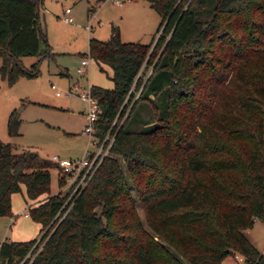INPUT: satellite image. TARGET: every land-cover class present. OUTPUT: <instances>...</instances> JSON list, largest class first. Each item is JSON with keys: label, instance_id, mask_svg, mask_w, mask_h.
Returning a JSON list of instances; mask_svg holds the SVG:
<instances>
[{"label": "trees", "instance_id": "1", "mask_svg": "<svg viewBox=\"0 0 264 264\" xmlns=\"http://www.w3.org/2000/svg\"><path fill=\"white\" fill-rule=\"evenodd\" d=\"M40 1L0 0L8 84L38 73L21 58L41 55ZM146 1L160 15L149 43L122 41L117 26L89 39L113 84L91 86L97 134L112 126L114 138L63 217L68 193H50L58 165L0 140V215L13 216L24 187L40 225L38 241H2L0 264H219L233 253L264 264L243 233L264 219V0ZM18 122L13 109L10 136Z\"/></svg>", "mask_w": 264, "mask_h": 264}, {"label": "rangeland", "instance_id": "2", "mask_svg": "<svg viewBox=\"0 0 264 264\" xmlns=\"http://www.w3.org/2000/svg\"><path fill=\"white\" fill-rule=\"evenodd\" d=\"M66 7L71 10L69 14L64 13ZM66 15L73 17L72 23L64 20ZM39 19L45 33V40L40 44L41 55L21 58L25 68L33 69L32 65L38 63L37 75L19 77L12 84L0 76V140L17 148L36 150L47 159L53 154L59 157L81 156L88 141V137L81 134L86 121L83 115L86 104L79 97H68L64 93L73 81L84 82L77 73V67L87 53L89 39L106 40L111 27L117 26L122 41L149 43L160 22V15L146 0H41ZM63 71L66 75H62ZM106 72L100 71L91 59L84 77L91 85L111 88V72L109 69ZM56 91L61 95L56 96ZM13 109H16L19 122L17 133L10 136L6 123ZM49 168L50 193L55 194L59 191V172L51 163ZM39 199L42 200L43 196ZM30 203L24 188L14 194L11 209L13 213H20L12 223L9 216L0 218L4 222L0 226V240H27L34 236H37V241L40 239V225L29 215L24 216V213H29ZM136 204L145 225L143 211ZM47 229L51 231L52 227H46L41 234ZM247 235L264 262V219H255ZM236 254L238 260L234 259L233 253L219 264H247L243 256ZM32 257L33 253H30L28 261Z\"/></svg>", "mask_w": 264, "mask_h": 264}, {"label": "built area", "instance_id": "3", "mask_svg": "<svg viewBox=\"0 0 264 264\" xmlns=\"http://www.w3.org/2000/svg\"><path fill=\"white\" fill-rule=\"evenodd\" d=\"M69 12L70 9L65 8L64 13L68 14ZM64 20L67 22H73V17L66 15L64 16ZM90 60L91 57L89 55H85V57L83 56L77 67V73L84 79V82L81 83L78 79L73 81L72 85H69L64 93L68 97L75 95L86 104L84 110L86 121L81 134L87 136L88 141L83 155L75 157H59L58 155L53 154L50 157V160L55 162L59 167L58 180L61 182V185L58 187L59 191L57 192L68 193L64 205L61 207V209L64 208L61 217H63L71 207L74 197H76L77 194H79V192L87 185L103 158L109 154V149L114 138L111 132L112 126L102 138L97 134L98 129L96 124L100 117L101 108L97 99L91 92L92 85L89 83L88 78L84 77L88 73ZM51 87L56 88L54 84H51ZM139 91L140 89L135 92V98L139 94ZM55 95L60 96L61 93L56 91ZM25 215L27 216L28 214L25 213ZM233 257L235 260L239 259L236 253H234Z\"/></svg>", "mask_w": 264, "mask_h": 264}, {"label": "crops", "instance_id": "4", "mask_svg": "<svg viewBox=\"0 0 264 264\" xmlns=\"http://www.w3.org/2000/svg\"><path fill=\"white\" fill-rule=\"evenodd\" d=\"M66 8H68V7H66ZM71 11V10H70ZM70 13V12H69ZM68 13V14H69ZM39 21H40V19H39ZM41 23V22H40ZM72 23V22H71ZM62 75H66V72L65 71H63V73H62ZM70 85V84H69ZM84 110H85V108L83 109V115L85 116V114H84ZM85 124V123H84ZM24 187H22V189H23ZM22 192V191H21ZM15 194V193H14ZM14 194H12V197H11V199H13V196H14ZM33 203V202H32ZM13 212V211H12ZM20 212H17V213H13V216H9V218H11V223L15 220L14 219V215H18ZM24 216L25 217H27L26 215H25V213H24ZM7 216H4V215H0V218H6ZM10 223V224H11ZM1 224H4V222L3 221H1L0 220V226H1ZM9 224V225H10ZM251 228V227H250ZM250 228H247V229H245V230H243V233H244V235L246 236V238L248 239V241L254 246V244H253V241H252V239L251 238H249L248 237V235H247V230H249ZM39 231H40V227H39ZM35 237H37V236H34L33 238H35ZM33 238H31V239H33ZM26 239V238H25ZM7 240V239H6ZM11 240H19V239H11ZM27 240H29V239H27ZM2 241H4V240H0V243L2 242ZM255 247V246H254ZM255 249H256V247H255ZM257 250V249H256ZM236 264H238V262L236 263Z\"/></svg>", "mask_w": 264, "mask_h": 264}]
</instances>
